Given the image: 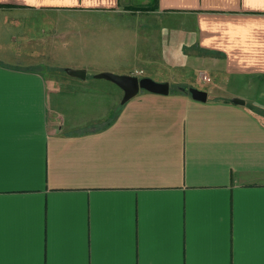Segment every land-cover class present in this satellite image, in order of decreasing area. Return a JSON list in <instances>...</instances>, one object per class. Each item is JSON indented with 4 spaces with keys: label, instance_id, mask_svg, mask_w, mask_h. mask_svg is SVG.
Wrapping results in <instances>:
<instances>
[{
    "label": "crops",
    "instance_id": "obj_1",
    "mask_svg": "<svg viewBox=\"0 0 264 264\" xmlns=\"http://www.w3.org/2000/svg\"><path fill=\"white\" fill-rule=\"evenodd\" d=\"M121 8L175 16L206 101L61 95L24 59L34 17ZM237 262L264 264V0H0V264Z\"/></svg>",
    "mask_w": 264,
    "mask_h": 264
},
{
    "label": "rangeland",
    "instance_id": "obj_2",
    "mask_svg": "<svg viewBox=\"0 0 264 264\" xmlns=\"http://www.w3.org/2000/svg\"><path fill=\"white\" fill-rule=\"evenodd\" d=\"M53 14L56 24L33 18L34 29L41 30L31 36L34 42L25 44L23 57L26 61H38L48 81L54 77H74L68 73V68L85 69L86 78L57 86L61 95L107 94L112 83L95 76L103 71L168 81L172 92L186 86L203 89V83L207 82L198 81V76L212 72L207 58H202L195 46L178 44L174 33L162 34L168 23L175 22L174 15L157 16L123 8L119 11H57ZM212 78L215 79V72H212ZM49 88L53 89L52 86ZM146 91L141 89L139 93ZM70 99L74 100L65 102L69 107L94 103L76 97ZM106 106H111L110 102H106ZM248 106L251 107V102Z\"/></svg>",
    "mask_w": 264,
    "mask_h": 264
},
{
    "label": "water",
    "instance_id": "obj_3",
    "mask_svg": "<svg viewBox=\"0 0 264 264\" xmlns=\"http://www.w3.org/2000/svg\"><path fill=\"white\" fill-rule=\"evenodd\" d=\"M68 73L72 76L79 78L86 77V70L81 68H68ZM97 78H104L115 84H117L123 91L124 96L122 103L127 102L129 99L139 93L141 89L147 90L157 94H168L170 91V83L168 81H157L149 76L139 77L132 74H114L108 71H103L95 75ZM185 92L191 94V96L199 101H206L208 97V91L193 87L186 86L183 88ZM236 103H245L244 99L234 98Z\"/></svg>",
    "mask_w": 264,
    "mask_h": 264
},
{
    "label": "built area",
    "instance_id": "obj_4",
    "mask_svg": "<svg viewBox=\"0 0 264 264\" xmlns=\"http://www.w3.org/2000/svg\"><path fill=\"white\" fill-rule=\"evenodd\" d=\"M200 79L208 80L209 78L207 77L206 73H201L200 74Z\"/></svg>",
    "mask_w": 264,
    "mask_h": 264
},
{
    "label": "snow or ice",
    "instance_id": "obj_5",
    "mask_svg": "<svg viewBox=\"0 0 264 264\" xmlns=\"http://www.w3.org/2000/svg\"><path fill=\"white\" fill-rule=\"evenodd\" d=\"M237 264H240V262H237Z\"/></svg>",
    "mask_w": 264,
    "mask_h": 264
}]
</instances>
